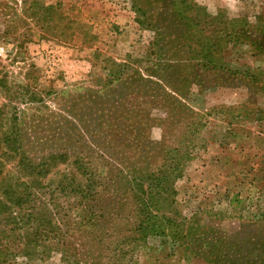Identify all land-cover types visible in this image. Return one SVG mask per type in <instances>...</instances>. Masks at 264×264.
Segmentation results:
<instances>
[{
  "label": "rangeland",
  "instance_id": "obj_1",
  "mask_svg": "<svg viewBox=\"0 0 264 264\" xmlns=\"http://www.w3.org/2000/svg\"><path fill=\"white\" fill-rule=\"evenodd\" d=\"M178 2L0 0V264H217L213 246L230 262L264 247V0ZM74 160L93 171L85 199ZM171 163L150 190L166 201L140 214L132 172Z\"/></svg>",
  "mask_w": 264,
  "mask_h": 264
},
{
  "label": "trees",
  "instance_id": "obj_2",
  "mask_svg": "<svg viewBox=\"0 0 264 264\" xmlns=\"http://www.w3.org/2000/svg\"><path fill=\"white\" fill-rule=\"evenodd\" d=\"M180 1L181 2L180 3L178 2L179 3L178 5H181V6L185 5V8H189V9L191 8L192 9V7L193 8L196 7L194 4L192 6L188 5L187 4V0H180ZM170 6H174V4L171 3V2H169V7ZM185 17L188 18L189 21H192L193 22L192 25H195V28H196L197 25H196V23H194V21L196 22V20H198L196 18V16L194 18L193 14L190 13L188 16H185ZM192 25H190L189 28ZM224 32H226V31H224ZM227 36L230 39H233V37H234L232 35V31L229 32V34H227ZM176 102L178 103V105L179 104L182 105V103H180L179 101H176ZM129 110L131 111L130 107H129ZM129 119H131V118L129 117ZM129 119H128V121H129ZM121 134L122 133H120V135ZM92 137H94V135ZM177 151L178 150L176 148H174L169 153L172 155V154H174V152H177ZM143 152L145 153L146 150L143 151ZM147 154H149V150H148V153ZM61 156H65V154H60V153L54 154V153H52L48 157L45 158V160L43 161V163H41V164H38V163L35 164V167L38 168L39 165H42V167L44 168L49 163H52V161L54 159H56L58 157H61ZM148 157H151V156H148ZM48 161H50V162H48ZM70 163L73 164V165H76L78 171L81 172L80 173L81 175L78 178H74L73 185H75V183H77L78 189L75 186V189H73V191L79 192L80 195L85 199V197H86V194L85 193L88 191V188H86L85 186L88 185V182L85 181L84 182V185L81 186V183H82L83 180H80V177L81 176H84V177H86L85 180H88V178L90 179V174L92 175L93 171L91 170V168H90L89 165L82 164L80 162H78V164H77V161L76 160L70 161ZM170 167H174V168L172 170H170ZM175 167H177L179 169V167H182V166H181L180 163H178L176 166L171 163L167 167V172L165 170H163V171H160L161 173L156 172V169H158V168H156L155 170H148V171H139L138 170V172H137V170H135L134 172H132L133 174H131V175H133V177L131 178L130 182H127V183L129 185L132 184V183H137V185L139 186L138 189H139L140 192H139V195L138 196L136 195L137 197H135V200H136V203L138 202V203H140V205H142V208L136 209L140 214H142V213L144 214L145 213V214H147V216H149V214L151 213V210H149V209H151L150 208L151 206H149V205H152V206H154V208L157 209L159 207V202L161 201V199H163L164 201H166V198L162 197L161 193L156 192V194H152V191H150V190H152L153 187L156 188V189H158V190H160V187H161V183H160L161 182V179L160 178L161 177L164 178L163 176H165L164 179L167 178L166 182H169V180H171V177L174 176V174L176 173V172L174 173ZM133 169H135V166H133V164H132L131 165V170L129 172L131 173V171ZM46 171L47 170H45V172ZM127 176L128 175L126 174L122 178H125L126 177V179H127ZM153 178H156V179H154L156 182H154ZM147 180L148 181H151V182H148ZM80 186H81V188H79ZM63 190H64V188L61 189V191H63ZM167 197H169V194L168 193H167ZM94 198H95V196L93 197V200H94ZM20 199H22L21 196L19 198V202H17L18 203L17 205H20V202H21ZM84 205H85V206H83L84 208L87 207L86 202H85ZM9 208H10V206L8 204H6V202L2 198H0V209H1L0 210V213L5 212ZM153 213H154L153 214V217H148L147 218V221H149V222L150 221H152V222L153 221H159L158 220V217H157L158 215L155 212H153ZM84 214L89 215V216L90 215L91 216L97 215L98 217L104 216V214H101V213H97L96 214V211L93 210L90 207L87 209V211H84ZM90 219L91 218L88 217L87 220H90ZM169 219L170 218L167 217V222H169V221L171 222L172 221L171 219L170 220ZM103 220H106V217ZM143 222L144 221H141V224ZM139 227L141 228V225ZM155 231H159V230H154V232ZM172 235H173L174 240H176V241L177 240H179V241L180 240H185V236L183 234H181L180 231H176V232L172 233ZM184 247H186V250H188L187 249V244ZM229 248H234L235 249L234 250V253H242L243 252L240 249H236L235 243H233V245L230 246ZM211 249H212L211 250V253L212 254H213V251L216 252V256L218 258L217 264H264V247H262V246H256L255 248H253V249L250 248L249 251H246L249 254L250 257L255 256V259H252V260L249 259L248 261H240L238 258L234 257L232 262H230L228 259L223 258L222 255H221V253L218 250H216V249L214 250V246L211 247ZM256 250L258 251V253L254 255V253L256 252ZM221 252H223V251H221ZM195 255L196 256H199V252H196Z\"/></svg>",
  "mask_w": 264,
  "mask_h": 264
},
{
  "label": "crops",
  "instance_id": "obj_3",
  "mask_svg": "<svg viewBox=\"0 0 264 264\" xmlns=\"http://www.w3.org/2000/svg\"><path fill=\"white\" fill-rule=\"evenodd\" d=\"M130 7V6H129ZM131 10V9H130ZM124 12H125V14H124ZM130 15V16H129ZM118 20L121 18V20H122V23H123V21H124V23L125 24H127V23H129V24H131L132 22H134L135 24H136V20H135V17L134 16H132V12L130 11V12H128V10L126 11H124V10H119V14H118ZM133 24V23H132ZM117 29H121V27L119 28V27H117Z\"/></svg>",
  "mask_w": 264,
  "mask_h": 264
}]
</instances>
